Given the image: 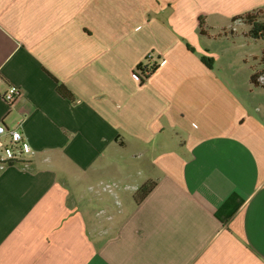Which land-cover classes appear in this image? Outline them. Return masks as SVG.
Segmentation results:
<instances>
[{
	"label": "crops",
	"instance_id": "obj_1",
	"mask_svg": "<svg viewBox=\"0 0 264 264\" xmlns=\"http://www.w3.org/2000/svg\"><path fill=\"white\" fill-rule=\"evenodd\" d=\"M262 8L0 0V123L35 150L0 167V264H264L263 65L238 77L210 46L264 40L233 20Z\"/></svg>",
	"mask_w": 264,
	"mask_h": 264
},
{
	"label": "rangeland",
	"instance_id": "obj_2",
	"mask_svg": "<svg viewBox=\"0 0 264 264\" xmlns=\"http://www.w3.org/2000/svg\"><path fill=\"white\" fill-rule=\"evenodd\" d=\"M240 30L238 29L237 31L239 32ZM212 43L210 46L218 54L216 66L219 69H226V66H229L238 77L247 78L251 66L261 67L263 65L262 50L264 48V40H258L249 45L244 41L242 34L235 37L231 30L225 32L220 29L216 33L215 42ZM256 54H258L257 57ZM263 69L264 65L261 70Z\"/></svg>",
	"mask_w": 264,
	"mask_h": 264
},
{
	"label": "trees",
	"instance_id": "obj_3",
	"mask_svg": "<svg viewBox=\"0 0 264 264\" xmlns=\"http://www.w3.org/2000/svg\"><path fill=\"white\" fill-rule=\"evenodd\" d=\"M237 18H242L250 27L249 30L245 33L247 37L251 39H264V8L258 9L255 11H250L241 15H237L233 18V20ZM200 32L202 34L205 33V29L203 28V25L201 23ZM206 61V60H205ZM262 61L264 65V54L262 56ZM157 63H140L137 66L138 75L142 82H144L157 68ZM260 73V70L255 71L251 76V81L255 85H262L258 82L257 77ZM264 86V85H263ZM58 91L64 95L65 97H68L70 99H74L73 92L68 89L63 83H59L57 86ZM28 163L26 160H10L6 162V165H20L24 166ZM151 184H144L142 185L138 192H137V199H142L151 189Z\"/></svg>",
	"mask_w": 264,
	"mask_h": 264
},
{
	"label": "built area",
	"instance_id": "obj_4",
	"mask_svg": "<svg viewBox=\"0 0 264 264\" xmlns=\"http://www.w3.org/2000/svg\"><path fill=\"white\" fill-rule=\"evenodd\" d=\"M257 80L260 84L264 85V69L260 71ZM20 88L17 85H10L5 92V98L14 102ZM7 136L6 139L1 136ZM35 150L31 143L27 141L21 130L8 129L4 123H0V167L3 168L7 161L10 160H25L26 157L34 154Z\"/></svg>",
	"mask_w": 264,
	"mask_h": 264
}]
</instances>
